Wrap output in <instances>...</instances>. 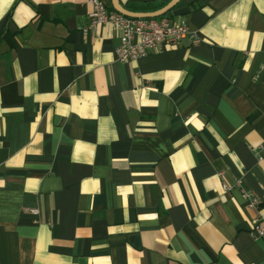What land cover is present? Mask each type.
<instances>
[{
    "label": "crops",
    "instance_id": "0c3cea01",
    "mask_svg": "<svg viewBox=\"0 0 264 264\" xmlns=\"http://www.w3.org/2000/svg\"><path fill=\"white\" fill-rule=\"evenodd\" d=\"M90 11L0 0V264H264V0H180L199 42L126 62Z\"/></svg>",
    "mask_w": 264,
    "mask_h": 264
},
{
    "label": "built area",
    "instance_id": "2783aa9c",
    "mask_svg": "<svg viewBox=\"0 0 264 264\" xmlns=\"http://www.w3.org/2000/svg\"><path fill=\"white\" fill-rule=\"evenodd\" d=\"M87 2L91 5V11L84 31H92L97 26L105 24L115 27L119 32V42L115 48V56L119 62L135 61L151 54L171 50L185 40L190 44L199 42L196 32L183 20L174 21L167 15L155 18H131L107 9L101 0H87ZM233 187L239 189L247 208L258 209V197L242 188L240 180H237ZM222 188L224 191H229L232 187L223 184ZM250 236L256 241L264 242L263 217L258 216L253 220Z\"/></svg>",
    "mask_w": 264,
    "mask_h": 264
},
{
    "label": "water",
    "instance_id": "95a60500",
    "mask_svg": "<svg viewBox=\"0 0 264 264\" xmlns=\"http://www.w3.org/2000/svg\"><path fill=\"white\" fill-rule=\"evenodd\" d=\"M180 0H170L165 6L162 8L153 11V12H131L124 8H122L119 4V0H111V6L113 10L131 18H155L160 17L168 13L176 4H178Z\"/></svg>",
    "mask_w": 264,
    "mask_h": 264
},
{
    "label": "trees",
    "instance_id": "16d2710c",
    "mask_svg": "<svg viewBox=\"0 0 264 264\" xmlns=\"http://www.w3.org/2000/svg\"><path fill=\"white\" fill-rule=\"evenodd\" d=\"M167 3H168V2H166V3H165V2H162V3L158 4L157 7H160V8H161V7H163L164 5H166ZM175 7H176V6H174L169 12H171ZM169 12H168V13H169ZM168 13H166L165 15H167ZM4 33H5V32L3 31V34H4Z\"/></svg>",
    "mask_w": 264,
    "mask_h": 264
}]
</instances>
